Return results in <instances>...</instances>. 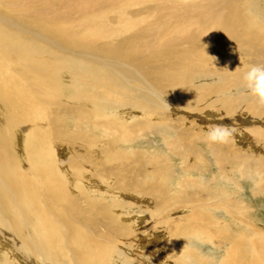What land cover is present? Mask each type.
Returning a JSON list of instances; mask_svg holds the SVG:
<instances>
[{
	"label": "bare ground",
	"instance_id": "1",
	"mask_svg": "<svg viewBox=\"0 0 264 264\" xmlns=\"http://www.w3.org/2000/svg\"><path fill=\"white\" fill-rule=\"evenodd\" d=\"M249 65L264 67V11L251 0H0V264H146L148 253L129 251L142 230L123 198L154 204L150 221L164 220L173 245L163 253L199 232L231 236L235 250L222 264H261L264 238L254 242L247 232L237 245L216 218L235 210L229 194L212 186L218 177H180L208 168L199 162L203 151L218 161L219 177L230 164L254 173L257 160L232 145L224 152L194 133L201 125L178 116L222 110L264 121V105L242 81ZM124 108L138 119L123 125L105 114ZM101 129L106 141L98 149ZM249 129L259 143L264 130ZM146 135L168 136L167 150L183 162L168 183L165 154L118 146ZM59 143L69 144L68 158ZM82 155L100 159L105 171L94 162L83 169ZM189 158L198 164L189 168ZM150 166L153 175H143ZM99 173L114 190L94 180ZM178 209L185 216L167 221Z\"/></svg>",
	"mask_w": 264,
	"mask_h": 264
},
{
	"label": "rangeland",
	"instance_id": "2",
	"mask_svg": "<svg viewBox=\"0 0 264 264\" xmlns=\"http://www.w3.org/2000/svg\"><path fill=\"white\" fill-rule=\"evenodd\" d=\"M251 1H254L257 4V6L261 10L264 11V0H251ZM204 82H206L205 84H208V85H214V83L212 81H204ZM195 84H197V83H195ZM249 97L253 98L254 96L250 95ZM254 100L257 101L256 99H254ZM124 109L125 110H121L122 113H121V111H119V112L117 111L115 113V116L112 115L111 111L108 112L107 110H106L105 114H107L106 115L107 117H115L120 122L122 121L123 125H125L126 123H127L126 125H129L130 120L133 119L134 121H136L138 119V114H134V116L132 117V114L135 113L134 110H131V108H127V109L124 108ZM221 111L222 110H220L219 112L213 111L211 117L204 115V113H199L200 115L197 113H190V114L187 113L188 115H186V113H182L181 111H180V113H178V116L180 115V116L186 118L187 119L186 121L188 122L187 124L193 122V123L197 124L198 126L201 125L200 127H197L196 131L194 132L195 134H198L197 136H206L210 125H226V126H229L233 130L230 141L226 144H216V145H218L224 152H228L229 151L228 146L232 145V147H234L233 152H236L239 156L242 155V156H244L250 160H253V161L257 160L254 164V173H246V174L241 173L240 174L239 172H237L238 171L237 166H232L230 164V165H228L227 172L224 173V176L219 177L217 175V172H218L217 162L218 161L216 162V160L212 158V155L210 153H206V156L204 157V151H203L202 155L199 159V162L207 165L208 168H206V170H204V172L191 171V172H188L189 174L182 175L180 177L186 176L187 178H191V177H193V178H201V177L213 178V177L217 176L218 181L216 183H214L212 186L216 187V188H219V187L223 188L222 192L223 193L227 192L229 194V196L231 197L232 200H229L230 198H227V200L232 202V205H233L232 208L234 207L235 210L232 211V208H231L232 212H230V213H227L226 211L220 210L219 215L216 218L219 221L223 222V224L226 223L227 229L232 233L233 236L237 237V240H236L237 245H239V244L242 245L243 243H245V241H246L245 236H247L246 235L247 232H249V234H250V235L248 234V236H251L254 238V240H253L254 242H258L260 239L264 238V168L261 167V165L264 164V134L260 138L259 143L255 144V139L258 138V135H256V134H259V133L255 132L249 128H252L253 126H256V127L259 126L264 130V121L260 122L258 120H253L250 117V115H244L241 117L235 116V119H234L232 116H228V115L224 114L223 111L222 112ZM235 113L238 114V112H235ZM120 114H121V116H120ZM125 115H127L126 116L127 118L125 117ZM200 116H202L203 119H201ZM121 117L123 120L121 119ZM174 118L175 117H173L172 119H174ZM133 120H132V122H133ZM207 121H208V123H207ZM120 122H118V123H120ZM99 134H101V135H99ZM138 135H140V134H138ZM94 136H95V138H98L100 140H98L99 142L98 141L93 142V145L97 146L98 149H101L102 148L101 145L104 143V141H106V140H104L105 135H104L102 129H101V131L95 133ZM100 136H102L103 138ZM157 137L160 139H157ZM154 138H156V139H154ZM169 140H170V138L168 136L161 137L159 135H146L144 137L134 138V140H131L130 142H126V144L125 143H119V145H118V143L116 141H114V142L116 143L115 146L118 145L120 147L121 151H125V152H128V151L134 152V150L135 151L139 150V151H143V153L149 152V153L153 154L155 152L156 153L162 152L163 154H165L166 155L165 160L166 161L168 160L166 163H168L169 165L164 163V165H162V166L166 165V168H167V166L170 167V169L168 168V170H170V171H167V173H166L168 176L166 174L164 175L166 177V179H168V180H165V177H163V181H166V183H168L171 180H173L175 177H177L181 174V170H182L181 164H183L181 159H178V158L174 159L172 154H170L169 151L167 150L166 143H168ZM98 143H99V145H98ZM71 144H74V143H71ZM68 145L69 144L64 145L62 143H59L57 145V147L61 151L65 148L66 154L63 151L62 155H63V157L66 156V158H68L69 157L68 154H70L69 152H67V151H69ZM129 146H131L132 148ZM53 147H55V144H53ZM134 147H135V149H134ZM13 149H15L16 153H18V150L15 146H13ZM126 149H127V151H126ZM80 160L82 162L86 161V163H83V164H85L83 166V169H86V168L88 169L89 167H87V166L91 165L90 163H92V162H94L96 164V166H98V164H99L96 162H100V159H98L96 157H86L84 155L80 156ZM170 162H172V164ZM187 163H188L187 166L189 168H191V166H196L198 164L194 158H192V159L189 158V162L187 161ZM172 167H174V168L172 169ZM96 168H99L96 172L105 171V168H103V167L98 166ZM149 169H151V170H149ZM82 171L83 172L85 171V173L88 174L91 170H82ZM91 172H90L91 174L89 173V175H92L94 173L93 171H91ZM151 172L154 173L152 170V167L150 166L147 168L146 172H143V175H145L147 173L146 176H148V174H150ZM259 172H262L263 174H260ZM104 174L105 173H103L101 175L99 173L98 176L96 175V177H94V180L99 182V183L101 182L103 184V186L105 187V189L114 190L115 188L113 189L112 186L110 184H108L107 181H104L107 178V174H105V175ZM71 176H72V174H71ZM168 177H170V178H168ZM105 189H104V191H105ZM97 190L99 191L98 187H97ZM124 196H128V195H124ZM134 198H139V197L134 196ZM233 200H234V202H233ZM119 201H121L123 203L124 202L130 203L136 207V208H134L135 213L131 216L133 217V220L135 222L136 221L138 222V230H142L141 231L142 237H141V239L138 238V240H136L137 239L136 238L135 240L137 242H135V240H132V239L128 241V242H132V244H133L132 246H129L130 247L129 251L136 249L135 248V246H136L137 250L143 251L144 253H148L149 258H152L151 256L153 254L154 259L151 262L148 261V257L143 256V260L147 261L146 264H178V262H179V264H192V263L193 264H206V263L207 264L208 263L209 264L210 263L211 264H214V263L215 264H222L224 259H230L231 252H233L235 250V249H233L232 251L229 252L230 244H231V240H232L231 236L228 240L225 239L222 241L218 238H214V240H212L211 239L212 236H208V235L201 234V233L197 232V235H195V237H196L195 239L192 238L191 237L192 234L189 233L187 235L188 237H186L187 239H184L183 241H181L180 245L177 246V247H183L184 249L186 246L188 249H191L192 250L191 256H190L191 252L188 253L187 250H186V252H185V250H177V247L172 248L174 254L171 252V250H168V252L163 253V251L166 250L164 248V246H166V245L167 246H173V245L171 242H167L168 241V238H167L168 234L165 232V230L163 228V224H162L164 220L160 223L157 222L159 224L155 223L157 221V219L150 221V216H151L150 213H152L154 211L153 210L154 204L152 202L147 201V200L145 201V199L140 200V202H138L139 200L136 201V199L130 200L129 198H123ZM236 203L241 204L239 208L236 206ZM146 208H148V209L150 208V210H148ZM181 209L186 211L185 206ZM181 209H178L175 213H172L170 215V217L167 218V221L177 222L178 217L179 218L184 217L185 215H184V213H182ZM150 211H152V212H150ZM233 213H235L234 216H233ZM175 218H176V220L174 221L173 219H175ZM139 222L142 224H140ZM125 223H127L128 226L129 227L131 226L132 228L135 226V225H133V222H125ZM150 223H152V225ZM165 223L169 224L168 222H165ZM234 223L236 224V227L234 226ZM183 225H184V223H183ZM149 226H151L152 228ZM156 226L158 228H156ZM181 227L184 228L183 226H181ZM181 227H179L178 230H181L180 229ZM155 228L158 230H156ZM153 230H154V232H153ZM185 230L186 229H184V232H185ZM181 231H183V229ZM145 233H147V234H145ZM138 241H140V243ZM217 242H218V244H216ZM248 243H252V241H250V242L248 241ZM213 244H215V245H213ZM157 247H159L160 251L157 249ZM1 249H0V251H1ZM168 249H169V247H168ZM1 252H0V255L3 254L4 251H1ZM193 252H195L196 255ZM238 252H239V259L242 262L243 255H242L240 249L238 250ZM170 254H172V255H170ZM175 255H177V257H178L177 259H175ZM127 256L130 257L131 254H129ZM192 256L194 258H192ZM6 257H9V255H6L5 257H2V258H6ZM262 259H263V262H261V264H264V256H262ZM10 260L12 261L11 257H10ZM110 260L112 261L111 257H110ZM221 260H223V261H221ZM154 261H155V263H154ZM203 261L204 262L206 261V262L204 263ZM25 263H21V264H25ZM227 264H229V262Z\"/></svg>",
	"mask_w": 264,
	"mask_h": 264
},
{
	"label": "clouds",
	"instance_id": "3",
	"mask_svg": "<svg viewBox=\"0 0 264 264\" xmlns=\"http://www.w3.org/2000/svg\"><path fill=\"white\" fill-rule=\"evenodd\" d=\"M242 81L247 92L254 96L257 102L264 105V67L249 65L243 72ZM233 130L226 125H210L206 135L211 144H226L230 141Z\"/></svg>",
	"mask_w": 264,
	"mask_h": 264
}]
</instances>
